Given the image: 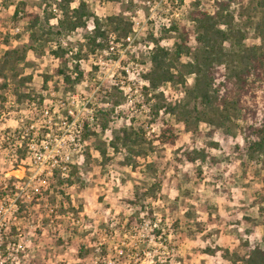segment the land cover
I'll return each instance as SVG.
<instances>
[{
	"label": "rangeland",
	"instance_id": "rangeland-1",
	"mask_svg": "<svg viewBox=\"0 0 264 264\" xmlns=\"http://www.w3.org/2000/svg\"><path fill=\"white\" fill-rule=\"evenodd\" d=\"M59 1H49L54 26L61 15ZM202 1L211 9L214 0ZM242 1L243 8L238 2L233 6L237 23L246 31L247 45L259 43L254 25L260 0ZM87 2L103 20L112 15L130 20L131 38L125 44L111 38V48L102 51L84 46L80 60L70 59L68 73L74 83L69 84L58 75L62 66L51 49L60 41L76 51L86 42L85 30L50 44L31 40L33 14L41 16L35 31L46 27L43 0H0L2 240H20L23 264H230L226 251L244 255L253 245L264 247V226L258 222L264 169L245 156L246 142L236 124H229L231 132L217 130L210 138L205 122L187 127L164 114L151 120L152 94L146 96L144 78L151 68L150 55L156 42L173 49L178 38L173 26L192 27L191 2ZM93 28L91 19L87 30ZM11 50L18 52L6 63ZM77 63L83 73L80 80ZM193 87L194 77L188 75L185 88L167 83L162 90L170 101L184 104ZM255 93L257 117L262 119L264 86ZM248 105L255 106L254 101L249 99ZM70 111L88 122L81 145H76V131L68 125ZM165 123L177 129L174 146L157 140ZM133 128L146 139L140 146L131 144L134 150L143 149L133 162L135 168L125 164L131 153L116 140L123 130ZM31 143H36L35 149H30ZM202 148L210 156L206 161L187 160L185 153ZM54 155H69L70 164L76 165L71 184L60 185L58 168L50 166ZM156 183L161 189L153 196L131 203L137 186L146 190Z\"/></svg>",
	"mask_w": 264,
	"mask_h": 264
},
{
	"label": "trees",
	"instance_id": "trees-1",
	"mask_svg": "<svg viewBox=\"0 0 264 264\" xmlns=\"http://www.w3.org/2000/svg\"><path fill=\"white\" fill-rule=\"evenodd\" d=\"M50 0H43L45 3L44 18L46 27H41L39 32L35 31L40 23L41 16L36 13L32 15L29 29L30 38L35 41H43L50 44L57 37L75 32L78 29H84L85 43L80 44L76 51L68 46L57 42V47L51 49L54 59L58 60L61 68L57 70L58 75L64 78L67 83H74L71 75L68 73L70 59L80 60L83 57L84 46L91 52L111 48V36L115 41H127L132 33L133 23L122 15H112L105 20L91 11L87 0H60L58 3L61 15L57 18V25L50 22L54 13L49 11ZM108 2L119 3L121 0H106ZM172 4L183 5L186 1L191 2L189 13L192 27L173 26L172 29L177 33V40L173 49L163 47L156 42L155 49L150 55L151 68L144 74L148 85L145 87L146 96L151 93V120L156 121L160 114L172 115L182 122L184 126L199 125L205 122L209 125L207 136L212 138L217 130L231 132L229 124H236L245 139V156L264 169V117L258 118V109L255 99L257 91L264 86V0L257 4L259 10L258 20L254 25V30L259 43L252 45L246 44L247 34L245 29L237 23L236 10L233 9L234 3L238 2L243 8L242 0H214L211 9L203 7L202 0H168ZM77 3V6L73 4ZM19 8L16 14L19 13ZM93 20L94 28L87 30L88 23ZM34 48V47H32ZM35 49V48H34ZM17 50H11L6 53L5 62L8 63L12 55ZM187 58L186 61H183ZM79 64H76L75 71H79ZM76 73V72H75ZM83 73L79 71L78 79H81ZM193 75L194 87L187 92L189 101L186 103L172 102L166 96L163 86L170 83L182 88L186 87L187 76ZM30 97V96H28ZM252 99L255 106L247 105L248 100ZM194 102L192 107L190 102ZM35 100L31 101L33 104ZM248 111V115H243ZM109 116V113H105ZM88 122H85L83 133L84 139L87 137ZM104 124V129L107 128ZM177 129L170 123H165V127L158 136V141L162 146L176 145L178 141ZM121 142L131 155L126 156L125 164L135 168L136 156L143 153L139 147L134 150L131 144L146 141L143 135L134 128L123 130V135L116 138ZM25 145L27 141L23 142ZM116 147V143H112ZM152 143L149 142V146ZM214 148L219 144L211 142ZM140 146V145H139ZM117 148V147H116ZM238 149L239 146L237 145ZM151 149V148H150ZM106 157V151H102ZM134 156V157H133ZM187 160L191 163L197 161H206L209 156L206 149H193L185 153ZM213 158V157H212ZM68 176L64 177L63 169H57L59 173L60 185L65 186L72 183L70 175L76 170V165L68 164ZM176 171H180L176 167ZM264 182V174H263ZM12 179V178H11ZM11 181V180H10ZM161 189V183H156L146 190L136 187L135 199L132 204L138 205L146 196H153L157 190ZM6 195L7 193H2ZM258 202L260 206L259 225L264 226V197ZM250 221L253 219L248 218ZM255 222H257L255 220ZM15 230V228H13ZM225 258L230 264H264V247L253 245L246 254L225 252Z\"/></svg>",
	"mask_w": 264,
	"mask_h": 264
},
{
	"label": "built area",
	"instance_id": "built-area-1",
	"mask_svg": "<svg viewBox=\"0 0 264 264\" xmlns=\"http://www.w3.org/2000/svg\"><path fill=\"white\" fill-rule=\"evenodd\" d=\"M113 42L115 41V37L111 36ZM131 36H129L127 39L130 40ZM111 40V42H112ZM75 101L73 100V103ZM72 115L69 116L68 123L69 126L74 127L76 134L73 136L74 140H77L78 143L76 145H81L80 141L82 142L83 133L85 129V122L81 119H79L78 116H74L73 111H70ZM68 118V117H67ZM93 120V117H91ZM62 139H60L61 141ZM36 143L30 144V149H35ZM38 155V154H37ZM70 156L69 155H63L60 157H57L54 155L52 161H50V166L55 170L63 169V171L68 170V164H70ZM14 227H12L13 230ZM19 230V229H18ZM5 232L4 229L0 227V264H23L21 262L20 253L23 251V245L21 244L20 240H15L12 238L11 241H4L2 240ZM21 234H16V236H20ZM14 236V235H11ZM62 264V263H61ZM109 264H112V261H110Z\"/></svg>",
	"mask_w": 264,
	"mask_h": 264
}]
</instances>
